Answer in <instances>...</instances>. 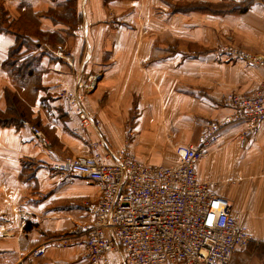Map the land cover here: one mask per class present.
I'll list each match as a JSON object with an SVG mask.
<instances>
[{
	"label": "crops",
	"instance_id": "crops-1",
	"mask_svg": "<svg viewBox=\"0 0 264 264\" xmlns=\"http://www.w3.org/2000/svg\"><path fill=\"white\" fill-rule=\"evenodd\" d=\"M203 3L214 7L195 6ZM226 3L0 0L13 22L10 32L0 31V109L9 103L6 90L15 92L49 142L29 125L0 124V264H124L121 249L110 251L107 262L86 254L88 204L99 198L100 185L51 164L89 154L90 142L104 140L113 151L128 145L142 160L170 165L179 160V145L197 143L209 124L225 119L231 112L225 95L250 92L264 78L262 67L224 51L234 43L264 57V0L235 12L221 8ZM17 32L33 42L22 51L38 58L37 87L33 77L21 84L4 67ZM63 37L73 64L55 54ZM92 73L100 76L97 86L81 103L93 122L82 127L60 92ZM246 130L243 122L225 124L197 172L230 200L255 238L234 251L230 264H264V121L242 146Z\"/></svg>",
	"mask_w": 264,
	"mask_h": 264
},
{
	"label": "built area",
	"instance_id": "built-area-1",
	"mask_svg": "<svg viewBox=\"0 0 264 264\" xmlns=\"http://www.w3.org/2000/svg\"><path fill=\"white\" fill-rule=\"evenodd\" d=\"M224 51L264 69V57L234 43L226 44ZM55 54L71 64L75 61L64 37ZM99 77L98 73L88 74L75 89L60 92L79 111L82 127H89L93 118L81 99L97 86ZM224 103L230 114L209 124L197 143L179 145L176 163H150L128 145L113 151L104 140L90 142L89 154L52 162L53 170L84 176L101 187L99 198L88 204L92 222L84 229L86 254L91 260L107 262L110 251L121 249L124 264H230L234 251L255 239L234 213L230 200L199 177L197 162L207 156L225 124L247 125L241 137L243 146L247 132L264 121V78L250 92H228ZM21 122L49 144L41 128L25 118ZM42 252L34 251L36 255Z\"/></svg>",
	"mask_w": 264,
	"mask_h": 264
},
{
	"label": "trees",
	"instance_id": "trees-1",
	"mask_svg": "<svg viewBox=\"0 0 264 264\" xmlns=\"http://www.w3.org/2000/svg\"><path fill=\"white\" fill-rule=\"evenodd\" d=\"M73 6L71 8H75L76 2L73 1ZM252 0H245L242 2H229L226 4L220 5L222 7H226L230 11L237 10H245L249 7ZM75 5V6H74ZM193 6V5H191ZM200 9L212 10L214 7L213 3H203L201 5H195ZM1 7V15H0V31H11L12 23L7 19V12L4 6ZM73 8V9H74ZM187 9V5H179L176 6V9ZM219 10V9H218ZM17 41L11 47L9 56L4 62V67L9 71L11 76L19 81L21 84H26L28 77H33V80L37 85H39V71L35 68V63L38 61V58L32 55L24 56L22 49L24 45H29L32 42L30 37L25 33L17 32ZM6 97L8 100V105L5 110L0 109V124L1 125H11L14 124L16 126H20L22 124L21 119L25 118L29 120L32 124L34 120L30 117V109L23 102V100L12 90H6ZM37 125V124H35Z\"/></svg>",
	"mask_w": 264,
	"mask_h": 264
},
{
	"label": "rangeland",
	"instance_id": "rangeland-1",
	"mask_svg": "<svg viewBox=\"0 0 264 264\" xmlns=\"http://www.w3.org/2000/svg\"><path fill=\"white\" fill-rule=\"evenodd\" d=\"M181 4H183V3H181ZM176 6V5H175ZM176 8V7H175Z\"/></svg>",
	"mask_w": 264,
	"mask_h": 264
}]
</instances>
